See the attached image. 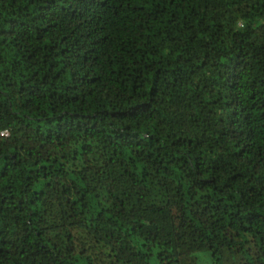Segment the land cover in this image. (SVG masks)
Returning a JSON list of instances; mask_svg holds the SVG:
<instances>
[{"label": "trees", "instance_id": "16d2710c", "mask_svg": "<svg viewBox=\"0 0 264 264\" xmlns=\"http://www.w3.org/2000/svg\"><path fill=\"white\" fill-rule=\"evenodd\" d=\"M0 264H264V0H0Z\"/></svg>", "mask_w": 264, "mask_h": 264}, {"label": "built area", "instance_id": "2783aa9c", "mask_svg": "<svg viewBox=\"0 0 264 264\" xmlns=\"http://www.w3.org/2000/svg\"><path fill=\"white\" fill-rule=\"evenodd\" d=\"M4 135H6V136H7L8 134H7V133H5Z\"/></svg>", "mask_w": 264, "mask_h": 264}]
</instances>
